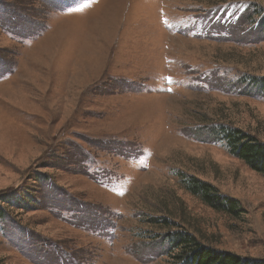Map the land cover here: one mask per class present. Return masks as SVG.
Here are the masks:
<instances>
[{"label": "rangeland", "instance_id": "obj_1", "mask_svg": "<svg viewBox=\"0 0 264 264\" xmlns=\"http://www.w3.org/2000/svg\"><path fill=\"white\" fill-rule=\"evenodd\" d=\"M264 0H0V264L264 263ZM193 177L238 217L192 196Z\"/></svg>", "mask_w": 264, "mask_h": 264}, {"label": "trees", "instance_id": "obj_2", "mask_svg": "<svg viewBox=\"0 0 264 264\" xmlns=\"http://www.w3.org/2000/svg\"><path fill=\"white\" fill-rule=\"evenodd\" d=\"M255 86L264 94V77L256 79ZM219 133L229 154L264 177V142L239 129L224 128ZM184 187L192 196L216 212L231 217H238L242 212L236 200L219 195L215 188L206 182L187 177ZM171 245L173 250H178L174 256L176 264H264L229 252L214 250L199 243L189 234L176 233Z\"/></svg>", "mask_w": 264, "mask_h": 264}]
</instances>
